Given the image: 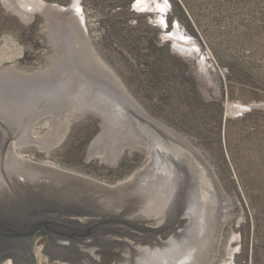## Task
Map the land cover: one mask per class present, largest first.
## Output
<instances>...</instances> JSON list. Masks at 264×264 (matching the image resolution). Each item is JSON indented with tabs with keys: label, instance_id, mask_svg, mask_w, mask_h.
Returning <instances> with one entry per match:
<instances>
[{
	"label": "rangeland",
	"instance_id": "1",
	"mask_svg": "<svg viewBox=\"0 0 264 264\" xmlns=\"http://www.w3.org/2000/svg\"><path fill=\"white\" fill-rule=\"evenodd\" d=\"M14 2L19 12L0 0V74L47 70L55 56L53 15L76 6L117 81L153 119L193 144L222 183L230 210L212 264H264V0ZM11 45L19 51L14 58ZM64 115L71 122L60 142L47 137L50 146H22L13 140L12 148L23 158L110 184L148 164V152L132 147L116 165L90 158L103 116L87 108L52 109L32 134L47 120L58 118L60 126ZM48 131L43 127L41 134ZM65 258L48 262L44 256L43 264H71L72 256Z\"/></svg>",
	"mask_w": 264,
	"mask_h": 264
},
{
	"label": "water",
	"instance_id": "2",
	"mask_svg": "<svg viewBox=\"0 0 264 264\" xmlns=\"http://www.w3.org/2000/svg\"><path fill=\"white\" fill-rule=\"evenodd\" d=\"M51 28L55 56L47 70L0 74V264H20L11 251L26 250L25 239L37 234L60 250L31 252L37 264L41 254L72 256L71 264H212L230 202L210 163L117 81L76 6L59 7ZM68 106L103 116L90 158L116 165L132 147L148 152V164L110 184L15 153L13 140L30 144L38 118Z\"/></svg>",
	"mask_w": 264,
	"mask_h": 264
},
{
	"label": "bare ground",
	"instance_id": "3",
	"mask_svg": "<svg viewBox=\"0 0 264 264\" xmlns=\"http://www.w3.org/2000/svg\"><path fill=\"white\" fill-rule=\"evenodd\" d=\"M12 7H14V9L15 10H17L18 12L20 11V10H18V8L16 7V4H15V2H14V0H6ZM22 13V12H21ZM9 45V44H8ZM10 46V45H9ZM11 47L12 48H7L8 50L7 51H9V52H11V53H14L13 54V56L11 57V58H14L16 55H18V53H19V51L17 52V49H16V47L14 46V45H11ZM14 71V70H13ZM16 73H18L19 75H37V74H39V73H41L40 71L39 72H35V73H27V72H16ZM7 74V73H6ZM58 118H56L55 120H53V119H51V120H47V121H44L43 123H41V126L40 127H33V131H35L33 134H32V132H31V141L32 142H38V143H40V144H42V145H49L50 146V143L49 144H47V143H45V139H47V137H48V139L49 140H51V139H53V140H57L58 142H60L63 138H64V136L66 135V132H67V130H68V128H69V125H70V122H71V119H70V117L68 116V117H66L65 115L64 116H62V123H60V126L58 125L57 126V123L56 122H60L61 120H59ZM39 123V122H38ZM43 127H49V131H48V133H46V134H41V129L43 128ZM49 137H51V138H49ZM16 143V142H15ZM14 143V144H15ZM56 143V142H55ZM52 144V143H51ZM15 146H16V144H15ZM14 151H15V153L17 154V155H19L20 157H23V155L22 154H20L16 149H13ZM46 165H50V164H46ZM50 166H53V167H56V168H62V167H57V166H54V165H50ZM134 175V174H133ZM133 175L130 177V178H132L133 177ZM129 178V179H130ZM126 181V180H125ZM124 182V181H123ZM121 183V182H120ZM5 264H13L12 262H11V260H7L6 262H5Z\"/></svg>",
	"mask_w": 264,
	"mask_h": 264
},
{
	"label": "flooded vegetation",
	"instance_id": "4",
	"mask_svg": "<svg viewBox=\"0 0 264 264\" xmlns=\"http://www.w3.org/2000/svg\"><path fill=\"white\" fill-rule=\"evenodd\" d=\"M25 243L27 244L26 250L15 249V250L11 251L14 258L20 264H37L36 262H38V259L36 260V258L34 259L32 256H30L31 252H36L39 254L42 250L44 251V250H48V249H49V251H51L53 253H59V251H60L58 248H56L57 245L55 244L54 239L51 240L48 236L43 235V234H37L34 237L27 238V239H25ZM66 247L73 248L74 245L73 244H66ZM41 255H42L41 264H43L44 256L47 258L48 262H54L57 259L64 261L66 259V258L60 259L57 257H52V256L47 255V254H41ZM93 257L96 258L97 256L93 255Z\"/></svg>",
	"mask_w": 264,
	"mask_h": 264
}]
</instances>
